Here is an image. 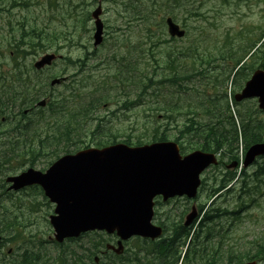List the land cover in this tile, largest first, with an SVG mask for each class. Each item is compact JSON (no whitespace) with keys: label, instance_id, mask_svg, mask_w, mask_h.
<instances>
[{"label":"trees","instance_id":"trees-1","mask_svg":"<svg viewBox=\"0 0 264 264\" xmlns=\"http://www.w3.org/2000/svg\"><path fill=\"white\" fill-rule=\"evenodd\" d=\"M166 2L182 7L189 17L193 15L194 18H203L202 21H205L201 11L194 8L193 4L187 0H161L162 4ZM134 13L139 16L136 18L144 24V27L150 26L147 25L149 15ZM88 20L89 14L85 13L74 22L71 29L74 33L72 39L74 46L83 39L79 40L82 36L87 35ZM161 24L165 26L163 20ZM6 27L13 33L14 30L10 24L7 23ZM118 30L119 28L114 32ZM145 35L152 47L158 48L159 42H152L153 32L146 29ZM207 37L206 28L194 29V34L186 39V45L183 48H168L163 60L152 58L153 66L146 65L142 72L125 56L122 55L116 61L111 55L110 58H113L114 63L108 66L106 75L100 80H94L93 74L85 71L102 67L101 56L86 57L84 62L67 60L69 65L76 69V73L68 76L71 79L70 83L65 85L68 95L58 97L51 93L44 96L45 79L41 72L35 71L32 64L27 62L28 56L38 49L45 48L46 45H49L48 47L58 45L57 36H49L42 31L35 33V30L31 29L28 33H21L17 40L15 36L6 40L4 48L11 47V49L6 64H4L5 58L0 59L1 167L6 166L5 170L15 174L24 165L34 166L39 160V162L45 161L44 165L50 166L52 160L49 159L74 153L75 150L72 151V147L82 145L86 138H90L96 147L117 143L118 133H112V128L108 125L109 121L106 122L104 118H100L98 111L102 105L107 104L105 102L108 101L109 96L110 98L116 96V91H120L125 98H129L134 92L133 83L135 87L142 89L141 92H134L135 99L138 97L156 99L166 89H170L169 99L164 101L163 98L162 102L159 104L155 102L154 106L149 108V112H161V118L143 123L145 132L149 131L151 134V142H166L167 133L172 129L177 133L173 142L179 146L181 154L199 150L219 154L220 164L225 167L233 162L238 163L239 145L242 146L245 154L251 145L264 142V120H257L253 107H248L245 112H242V109L237 110L238 119L235 120L226 99L227 90L224 85L216 83L198 88L191 86L194 91L189 89V93L182 89L184 85L194 80L201 83V77L205 75L202 69L204 64L202 53L207 48ZM170 39L173 41L176 38ZM72 40H69L68 45L72 46ZM262 44L263 42L260 43ZM256 46L253 44L248 50H254ZM257 49L259 47H256L254 51ZM237 51L241 49L237 48ZM207 56H211V53L208 52ZM93 59L96 60L94 64L97 65L95 68L94 66L90 68V61H94ZM240 61V59L236 60L235 66H238ZM148 68L151 72V77L147 78L149 84H143L142 87L141 80L143 83L146 79L142 76L147 75ZM231 72L232 70L229 72V77ZM224 80L227 82L229 78ZM41 98L49 100L46 109L33 110L34 104ZM114 101L111 99L108 103L111 104ZM231 101L236 105L233 99ZM26 110L32 112L25 114ZM119 110L124 114L130 112L125 105L120 106ZM144 117L147 118L148 115ZM159 120L161 121L158 123ZM120 143L128 146L143 144L139 139L132 142L129 138ZM77 150L80 149L77 148ZM11 163L16 166H11ZM255 167L257 169L252 175H247L245 169L238 170L236 167L235 170L228 171L220 181L218 178L214 179V184L212 182L213 185L209 187L206 202L198 206V216L190 226L185 227L181 222H177L168 229L167 236L157 241L135 238L141 248L135 252L126 249L120 256L105 252V245L112 242L114 238L97 232L87 233L82 236L87 239L86 242L79 243L78 239L74 240L77 249L74 250L73 264H95V257L99 258L98 264H221L224 262L239 264L253 260L264 264V238L255 243L254 249L239 252L234 250L228 242L229 230H224L223 225L217 227L223 218H241L252 204V195L257 193L258 187H254L251 178L259 181L261 177H264V162L257 163ZM240 177L243 180L240 183L236 182ZM204 187L205 180H202L200 190ZM235 190L238 192L233 204L225 206L217 202L219 198L234 195ZM23 191H30L33 196H43L42 191L35 186ZM14 194L16 193L8 192L4 184L0 185V236L2 238L0 247L4 246L5 242L3 234L6 235V232L10 231L9 234L12 236L14 233V236L17 230L25 227L20 217L7 204ZM27 198H32L26 200L28 204L25 207L29 215L43 202H37L32 196ZM0 254H2L0 264H32L36 259L28 255L26 251L15 260L9 259L11 253L8 255L7 252L2 251ZM64 263L67 264L65 260H63Z\"/></svg>","mask_w":264,"mask_h":264},{"label":"rangeland","instance_id":"rangeland-1","mask_svg":"<svg viewBox=\"0 0 264 264\" xmlns=\"http://www.w3.org/2000/svg\"><path fill=\"white\" fill-rule=\"evenodd\" d=\"M187 1L191 2L194 8H198L201 11L205 21H202L203 18H194L193 15L189 17L182 10V7H176L172 5L173 3L169 4L168 2L162 4L161 0H101V8L104 12L101 19L106 26L104 31L105 41L102 45L99 44L94 48L92 22H87L89 31L87 35L79 39L83 38L76 46H74V40H72L74 33L71 29L77 19H80L85 13L90 14L93 12L100 0H0V59L5 58L4 64H6L10 56L9 50L11 47H8V49L4 48L6 40L11 39L13 36L17 40L21 33H28L33 29L35 33L42 31V33L49 36H57L58 45H52L51 47L46 45L45 48L38 49L34 54L28 56V63L33 64L34 61L47 53H57L62 56L61 60H57L51 68L41 74L43 77H68L76 73V69L72 68L67 60L84 62L86 57L98 58L101 56L102 67L95 70L92 69L93 71L91 69H86L85 71H90L94 80H100L106 75L108 66L114 63L113 58H110L111 55L115 57L116 61L122 55L125 56L131 63H135L139 71L142 72L146 65L153 66L152 58L163 60L168 48H183L186 45V39L194 34V29L204 27L208 32L207 48L202 53L204 57L202 69L205 75L201 77V83L194 80L184 85L182 89L189 93V89L194 91L191 86L198 88L205 85L211 86L216 83L224 85L227 90L226 99L229 102L231 114L234 119H238L237 108L232 104V99H229L228 93L229 91L237 93L239 90L234 91L232 85L230 86L231 81L228 80L226 82L224 79H231L229 72L232 68L229 69L228 67L234 68L236 60L250 54L252 50L248 49L253 44L259 46V49L254 52V56H261V53H263L261 51L264 50V0ZM134 12L149 15L150 18L147 25L150 26L144 27V24L137 20L136 17L139 16ZM166 17H171L180 28L185 30L184 38L171 41L165 26L161 24V20L164 21ZM7 23L13 27V33L6 27ZM117 28H119L118 32H114ZM146 29L153 32L152 42L156 43L158 41V48H153L151 42L147 40ZM69 40H72V46L68 45ZM260 41L263 42L262 45L258 44ZM150 48H152L151 55ZM237 48H240L241 51H237ZM208 52L211 53V56H207ZM93 60L90 61V68H93V66L95 68L97 65L94 64L96 60ZM249 61L250 59L246 63ZM148 71L146 72L147 75L142 76L146 77L143 83L141 80L142 87L143 84H149L147 78L151 77L150 68H148ZM70 81L71 79H68L64 85L55 88L54 95L56 97L67 96L65 85H68ZM132 86L136 90L133 89L135 93L142 91V89L135 87L134 83ZM134 92L130 94L129 98H125L120 91H116V96H111V98L109 96L108 101L105 102L107 104L103 103L105 105L99 108L98 115L100 118H104L106 122L109 121L108 125L112 128V133H118L117 143L129 138L132 142L139 139L143 144H148L152 141L151 134L149 131L145 132L143 123L147 120L151 122L152 119L161 118V112H149V108L153 107L155 102L158 104L162 102L161 99L163 98L164 101L169 99L170 89H166L156 99L153 97L150 99H142L141 97L135 99L136 94ZM111 99L115 101L109 104ZM123 105L129 109L131 108L130 112L125 114L122 111L120 112L119 108ZM249 106L251 104L244 105L245 108ZM144 115H148V117L145 118ZM176 136V131L171 129L167 133V141L173 142ZM94 144L90 138H86L82 145L79 144L72 147V151H76L77 148L80 150L97 148ZM86 145L89 146L84 148ZM239 149L241 150L240 146ZM49 160L54 163L57 159L52 158ZM39 161L34 166L24 165L15 174L5 170L6 166L1 167L0 165V185H5L6 177L17 175L28 168L41 172L46 171L49 167L44 165L45 161ZM262 162L264 160L258 163ZM11 166H14V163H11ZM227 167L221 165V167H214L205 171L201 177L202 180H205V187L199 191L197 198L193 201H188L184 198L173 199L167 203L158 201L154 209L153 222L165 226L164 237L169 234L168 229L172 225L177 222H183L185 215L192 206L198 208L200 204L206 202L209 187L214 184V179L218 178L220 181L228 171L235 170ZM256 169L255 166L249 167L246 169V174L252 175ZM242 180L243 178L240 177L238 181H235L240 183ZM251 180L254 187H258V189L257 193L252 195L253 202L250 206L248 205V210L241 215V218H223L221 224L217 225L218 228L223 225L224 230H229L228 242L233 246L234 250L239 252L254 249L255 243L260 242V239L264 238V177H261L259 181L254 178H251ZM237 192L235 190L234 195L219 198L217 202L229 206L230 203H234ZM27 196L36 198L37 202H43L35 208V211L32 210L29 215L25 207L28 204L26 200L32 198H27ZM11 199L7 204L20 217V221L23 225L25 224V227L17 230L14 236V233L11 236L9 234L10 231H4L7 234L2 236L5 238L2 250L4 253L11 250L9 259H18L26 251L28 255L36 257L32 264H63V260L67 264H73L74 250L77 249V244L74 241H67L64 242L63 246L57 247L53 241V232L48 218L53 214L54 205L48 201L45 202L47 199L44 200L43 196H33L30 191H20L14 194ZM78 240L79 243L87 241L85 237ZM140 248V243L135 239L124 244V249L128 251L132 250L135 252Z\"/></svg>","mask_w":264,"mask_h":264},{"label":"water","instance_id":"water-1","mask_svg":"<svg viewBox=\"0 0 264 264\" xmlns=\"http://www.w3.org/2000/svg\"><path fill=\"white\" fill-rule=\"evenodd\" d=\"M100 12L98 8L91 15L95 28L94 47L102 43ZM165 23L170 37L184 36L185 32L171 18ZM55 59L54 54H46L34 63V68L40 70L50 66ZM63 81L53 79L50 85ZM245 99H257L258 108L264 110L263 71H255L241 92L234 96L236 102ZM36 105L43 108L46 101L41 100ZM262 155L264 143L251 145L245 153L244 167ZM216 164L214 154L199 150L181 156L173 142L140 147L114 144L64 155L44 172L28 168L6 177L5 183L9 185L8 191L13 192L31 186L42 190L44 197L54 205L48 220L56 243L76 239L88 232H102L116 236V245L107 244L106 250L120 255L123 243L133 237L156 240L162 235V228L152 223L156 197H161L163 202L175 197L194 199L201 185V175ZM196 216V208L192 206L184 226H189Z\"/></svg>","mask_w":264,"mask_h":264},{"label":"flooded vegetation","instance_id":"flooded-vegetation-1","mask_svg":"<svg viewBox=\"0 0 264 264\" xmlns=\"http://www.w3.org/2000/svg\"><path fill=\"white\" fill-rule=\"evenodd\" d=\"M102 14L104 15V13L102 12ZM250 59V61L248 63H246L248 60ZM228 67V66H226ZM229 69H233V67H228ZM258 70H262L264 71V52L261 53V56H254V55H246L244 56V58L242 59V61L239 64V67L234 68L233 74L231 76V85L234 91L236 90H241L240 88L242 86H244L245 82L251 77V75ZM239 72V73H238ZM54 88H47L45 86V89H43L44 92V96L45 95H49V93L54 95L53 92ZM246 104H251V106L249 107H253L255 110V113L257 115V120H264V110L261 111L258 109V102L257 99H249V100H243L240 101L236 104V108L237 110L242 109V112H245V109H247L248 107H244V105ZM244 116H246V114H243ZM263 117V118H261ZM261 160H264V156H260L258 158H256V160L254 161V165H257V163Z\"/></svg>","mask_w":264,"mask_h":264}]
</instances>
